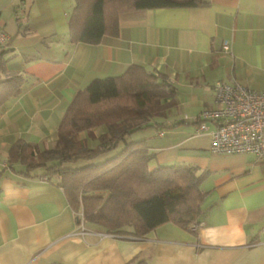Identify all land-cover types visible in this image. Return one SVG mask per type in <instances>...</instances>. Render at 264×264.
<instances>
[{
    "label": "crops",
    "instance_id": "1",
    "mask_svg": "<svg viewBox=\"0 0 264 264\" xmlns=\"http://www.w3.org/2000/svg\"><path fill=\"white\" fill-rule=\"evenodd\" d=\"M73 5L0 0L9 36L0 45V80L22 77L20 93L0 105V264H264V162L250 153H212L209 132L196 131L200 111L214 106L216 80L264 89V0L127 12L118 34L96 44L69 41ZM132 63L164 73L174 87L153 119L161 125L135 135L153 154L150 168L186 164L208 172L201 214L188 228L167 222L143 237L86 223L80 234L63 189L45 176L11 172L7 150L18 139L53 147L75 92ZM104 131H81L77 140L94 146Z\"/></svg>",
    "mask_w": 264,
    "mask_h": 264
},
{
    "label": "trees",
    "instance_id": "2",
    "mask_svg": "<svg viewBox=\"0 0 264 264\" xmlns=\"http://www.w3.org/2000/svg\"><path fill=\"white\" fill-rule=\"evenodd\" d=\"M209 2L74 0L67 19L69 41L96 44L106 35L116 36L119 18L127 12L200 7ZM21 86L19 74L0 80V105L19 94ZM173 93L164 73L138 63L118 75L93 78L67 105L57 126L55 145L39 149L18 139L7 150V167L13 173L45 176L60 186L77 224L81 211L86 224L112 234L143 237L167 222L188 228L201 214L204 191L200 184L208 172L186 164L150 168L153 154L146 140L135 135L161 125L153 119L160 103ZM98 126H104L105 131L94 146L77 140L79 132ZM79 160L85 163L76 165ZM15 164L24 170H16ZM3 172L0 168V179ZM134 264L146 263L141 259Z\"/></svg>",
    "mask_w": 264,
    "mask_h": 264
},
{
    "label": "built area",
    "instance_id": "3",
    "mask_svg": "<svg viewBox=\"0 0 264 264\" xmlns=\"http://www.w3.org/2000/svg\"><path fill=\"white\" fill-rule=\"evenodd\" d=\"M9 36L0 25V45ZM214 106L200 111L196 131L209 132L212 153H250L264 162V89L253 90L240 83L216 80L213 85ZM208 124L214 125L209 131ZM162 134V133H160ZM79 233L84 234L82 213ZM191 226L195 227L194 224Z\"/></svg>",
    "mask_w": 264,
    "mask_h": 264
},
{
    "label": "rangeland",
    "instance_id": "4",
    "mask_svg": "<svg viewBox=\"0 0 264 264\" xmlns=\"http://www.w3.org/2000/svg\"><path fill=\"white\" fill-rule=\"evenodd\" d=\"M104 156H107V155H104ZM83 163H85V162H83L82 160H79L76 165H80V164H83ZM38 169H40V168H38Z\"/></svg>",
    "mask_w": 264,
    "mask_h": 264
}]
</instances>
